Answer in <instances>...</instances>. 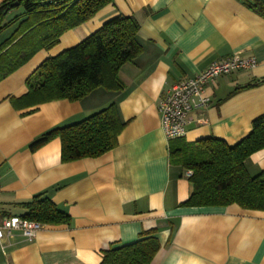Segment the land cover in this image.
Returning a JSON list of instances; mask_svg holds the SVG:
<instances>
[{"label": "crops", "instance_id": "crops-1", "mask_svg": "<svg viewBox=\"0 0 264 264\" xmlns=\"http://www.w3.org/2000/svg\"><path fill=\"white\" fill-rule=\"evenodd\" d=\"M5 0H0V5ZM264 1V0H263ZM22 12H12L10 18ZM116 16L139 24L142 53L121 68V93L100 88L80 101L30 106L20 101L27 80L48 58L70 49ZM7 29L0 42L12 35ZM234 54L258 65L210 82V103L189 115L184 140L238 144L264 116V18L240 0H115L65 33L0 82V216L28 214L22 205L45 194L71 217L70 225H43L33 240L13 231L0 239V264H100L111 247L154 232L161 249L152 264H264V211L183 207L192 193L186 171L170 160L159 104L183 80ZM117 104L128 122L119 145L99 158L63 163L52 139L32 151L43 134L76 124ZM250 176L264 172V149L245 161Z\"/></svg>", "mask_w": 264, "mask_h": 264}, {"label": "trees", "instance_id": "trees-1", "mask_svg": "<svg viewBox=\"0 0 264 264\" xmlns=\"http://www.w3.org/2000/svg\"><path fill=\"white\" fill-rule=\"evenodd\" d=\"M115 0H5L0 5V36L16 26L10 37L0 42V82L26 65L41 50L56 47L61 37L95 17ZM264 18L263 0H240ZM22 12L10 18L12 12ZM140 24L133 16H116L76 46L46 59L35 76L27 80L28 93L20 99L35 106L69 100L80 101L97 89L121 93L125 85L121 68L134 62L143 51L138 40ZM264 78L249 84L252 88ZM128 122L121 117L117 104L69 126L55 128L32 142L35 151L59 138L62 162L99 158L119 145V136ZM264 149V116L253 120L252 131L238 144L208 138L189 143L184 138L170 142V160L185 171L192 185L183 207H227L264 211V172L252 177L245 161ZM28 214L22 218L42 225H70L71 217L45 194L22 205ZM161 249L154 232L125 246L104 252L100 264H152Z\"/></svg>", "mask_w": 264, "mask_h": 264}, {"label": "built area", "instance_id": "built-area-1", "mask_svg": "<svg viewBox=\"0 0 264 264\" xmlns=\"http://www.w3.org/2000/svg\"><path fill=\"white\" fill-rule=\"evenodd\" d=\"M258 65L255 58L234 54L227 58L212 62L205 70L193 78L175 85L159 104L161 128L169 140L184 138L189 115L198 109L207 107L210 98L205 89L210 82L221 76L231 75L242 70H251ZM193 175L186 171V177ZM42 224L20 216H0V239L13 231H20L28 240H33L41 230Z\"/></svg>", "mask_w": 264, "mask_h": 264}]
</instances>
